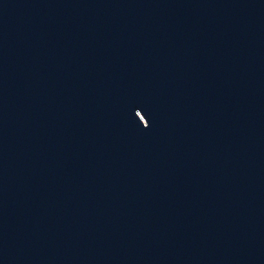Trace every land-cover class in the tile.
Segmentation results:
<instances>
[{
  "label": "water",
  "instance_id": "obj_1",
  "mask_svg": "<svg viewBox=\"0 0 264 264\" xmlns=\"http://www.w3.org/2000/svg\"><path fill=\"white\" fill-rule=\"evenodd\" d=\"M243 0H0V264H221Z\"/></svg>",
  "mask_w": 264,
  "mask_h": 264
}]
</instances>
